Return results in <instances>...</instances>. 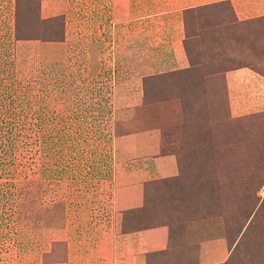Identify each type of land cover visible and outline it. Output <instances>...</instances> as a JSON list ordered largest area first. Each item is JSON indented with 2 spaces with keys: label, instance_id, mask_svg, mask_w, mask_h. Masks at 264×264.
Wrapping results in <instances>:
<instances>
[{
  "label": "rangeland",
  "instance_id": "obj_1",
  "mask_svg": "<svg viewBox=\"0 0 264 264\" xmlns=\"http://www.w3.org/2000/svg\"><path fill=\"white\" fill-rule=\"evenodd\" d=\"M118 24L112 0H0V264H99L115 185L165 153L159 222L224 237L221 264H264V112L231 117L211 91L251 63L198 25L169 71L163 41Z\"/></svg>",
  "mask_w": 264,
  "mask_h": 264
},
{
  "label": "crops",
  "instance_id": "obj_2",
  "mask_svg": "<svg viewBox=\"0 0 264 264\" xmlns=\"http://www.w3.org/2000/svg\"><path fill=\"white\" fill-rule=\"evenodd\" d=\"M185 17L194 19L188 21V30ZM127 22L133 23L127 30L150 33L164 42L168 51L157 63L170 65L169 71L186 70L187 34L198 25L204 26L210 38L202 35L216 46L213 54L218 58L233 60L234 55L244 53L242 60L251 63L222 72L228 114L237 117L264 110V0H112V23L121 27L118 23L126 26ZM176 171L172 154L146 155L140 166L127 171L115 185L116 225L96 244L94 254L99 264H218L225 260L228 250L222 236H203L194 229L174 231L169 222L142 224L153 217L152 204L144 197L145 187L150 195L156 187L151 182L173 177ZM133 216L143 226L130 229L135 223Z\"/></svg>",
  "mask_w": 264,
  "mask_h": 264
},
{
  "label": "trees",
  "instance_id": "obj_3",
  "mask_svg": "<svg viewBox=\"0 0 264 264\" xmlns=\"http://www.w3.org/2000/svg\"><path fill=\"white\" fill-rule=\"evenodd\" d=\"M56 17H52V18H46L45 19V22H50V21H52V24L54 23V22H56L54 19H55ZM15 21H16V23H15V28H14V31H16V30H18V24H17V17L15 18ZM174 76V75H173ZM173 76H170V77H173ZM180 79H182V78H180ZM217 79V78H216ZM218 90H222V92L224 91V88H223V83H222V85H221V83L218 85V84H215V87L214 86H212L211 87V91L213 92V91H215L214 93H216L217 94V96H218V94H220V93H218ZM215 94V95H216ZM223 94V96H224V98L226 99V95H225V93L223 92L222 93ZM175 96V95H174ZM181 100V99H180ZM226 105H227V100H226ZM228 109V108H227ZM263 112H264V110L263 111H260V112H255V113H249V114H244L245 116H249L250 114H263ZM244 115H241V116H238V117H242V116H244ZM237 118V117H236ZM162 181H165L164 179H162ZM166 182V181H165ZM154 191V192H153ZM152 191V193L150 194V195H148V189L145 187V200H147V203H148V198H149V200H150V204H152V209H151V214H152V216L155 218V220L156 221H153V217H151V218H146V221L144 222V223H142V224H144V225H153V224H156V223H160L159 222V220H157L156 218H158V216L160 215L161 216V212H162V206H159V205H157L156 204V202L157 201H163L161 198H162V196H161V193H162V188L161 187H159L157 184H156V187L154 188V190ZM149 196V197H148ZM157 196V197H156ZM160 198V199H159ZM134 217V219H135V223H132L131 224V227H129L130 229H136V228H138V227H140V226H143V225H139V223H138V219H137V217H135V216H133ZM169 223H171V222H169ZM122 230H125V228H123ZM171 230H173L172 229V224H171ZM228 248H229V246H228ZM222 263V262H221ZM221 263H218V264H221Z\"/></svg>",
  "mask_w": 264,
  "mask_h": 264
}]
</instances>
